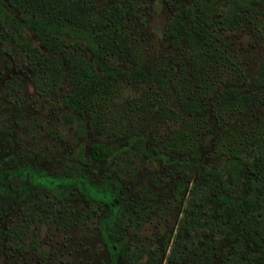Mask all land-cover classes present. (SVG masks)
<instances>
[{
    "label": "rangeland",
    "instance_id": "374dc122",
    "mask_svg": "<svg viewBox=\"0 0 264 264\" xmlns=\"http://www.w3.org/2000/svg\"><path fill=\"white\" fill-rule=\"evenodd\" d=\"M5 2L16 16L71 11L116 70L83 83L85 132L78 137L77 114L63 96L76 86L73 67L87 60L81 42L43 35L37 26L18 31L0 17V264H107L99 229L109 212L71 184L57 195L42 193L19 167L62 172L89 139L132 138L197 165L189 170L122 155L85 166L92 179L117 188L121 206L109 225L122 239L119 264H167L178 231V264H198L204 253L209 257L202 264H264V232L260 244L249 246L235 225L222 221L200 182L205 167L218 169L226 156L240 157L249 183L258 184L253 214L264 229V86L248 82L264 59V0ZM42 36L57 41L65 55L66 68L55 75ZM225 87L238 91L218 97ZM185 99L202 107L183 111L178 102ZM192 185L205 205L187 210ZM185 212L205 223V234L195 224L188 234ZM203 239L216 246L202 252Z\"/></svg>",
    "mask_w": 264,
    "mask_h": 264
},
{
    "label": "trees",
    "instance_id": "16d2710c",
    "mask_svg": "<svg viewBox=\"0 0 264 264\" xmlns=\"http://www.w3.org/2000/svg\"><path fill=\"white\" fill-rule=\"evenodd\" d=\"M241 1L242 0H233V3L241 5ZM6 6L7 3L5 0H0V17L17 30L22 27L33 28L37 26L40 33L43 35H62L68 39L81 42L78 43L80 45L79 49L84 52L87 60L73 67V70L76 71V75H74L75 78H77V82L74 83L76 86H72L70 88L71 92L63 96V103L77 114L74 134L78 137H83L85 124L80 117V96L82 95L81 90L84 85L83 83L98 76H114L112 73L116 68L111 65L108 60L100 56L95 37L87 28L83 27L79 21L71 17L73 15L71 11L70 13L63 12L60 15L41 12V14L37 16L24 17L11 14L8 10L9 7ZM200 9L203 10L202 8ZM179 16H183V12H180ZM179 16L178 18H180ZM40 38V43L46 50V54L44 55L45 60H48V63L52 65V70L55 75L66 68L65 55L62 51L57 49V41L46 38L45 36ZM116 50L119 51L118 48ZM139 73L146 75L147 71L143 67H139ZM119 74H121V72ZM261 78H264V59L260 62L258 72L251 76L248 82L249 84L264 86V83L259 81ZM75 88L78 93H75ZM235 91H238L237 87H225L218 92V97H234L233 92ZM178 106L183 111H190L200 109L202 103L185 99L183 102H178ZM86 145V149L79 150L75 153L69 168H66L62 172L53 174L37 169L30 164H22L19 170H26L30 180L36 184L37 189L42 193L57 195L62 188L71 184L79 190L85 201L95 200L104 213L109 212V215L102 219L99 231L105 245L107 264H119L122 259V239L113 233L109 225V222L112 221L113 216H115L116 211L121 206L117 188L112 183L97 182L92 179L85 172V166L88 165L90 161L111 160L122 155L128 156L130 159V155H134L141 163H143L144 160L151 159L165 164L174 163L177 166H183L189 170H192V168L197 165V162L186 156L182 157V159L177 158L178 155L172 151L157 149L146 143L136 141L133 138L112 143H104L89 139ZM14 170L16 171V169ZM201 173L202 175H199L200 182L206 185L211 192L210 194L213 200L217 202L218 215L222 221L226 223V225H235L236 229L248 239L247 244L249 246H252L254 242L260 244L258 236L263 234L264 229L253 214L259 202V198L257 197L258 184L249 183V172L246 171L245 165L240 157L235 154L228 155L218 169L205 167L204 171ZM197 189V186L192 185L190 189L191 197L188 199L186 205L187 210H191L195 205H205ZM253 189L256 190L255 193ZM198 199L200 200L199 202H197ZM129 204H132V202L130 201ZM35 207L38 208V204H36ZM199 219V217H192L189 213L185 212L183 221L184 228L187 230L188 234L190 224L200 226L201 231H199V233L205 234L204 229H202V227H205V223H202ZM176 236L177 238L174 240L173 248L167 257V264H178V257L175 252L179 251L177 248L181 245L179 240H181L182 233L178 231ZM214 246L216 245H214L211 239H203L201 251L204 252L206 249L213 248ZM208 257V253H204L201 254L200 258H196V260L201 263L205 261L204 258Z\"/></svg>",
    "mask_w": 264,
    "mask_h": 264
}]
</instances>
